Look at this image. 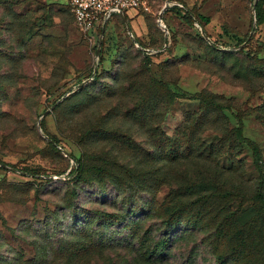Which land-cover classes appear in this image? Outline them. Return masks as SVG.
I'll return each mask as SVG.
<instances>
[{
	"label": "rangeland",
	"instance_id": "374dc122",
	"mask_svg": "<svg viewBox=\"0 0 264 264\" xmlns=\"http://www.w3.org/2000/svg\"><path fill=\"white\" fill-rule=\"evenodd\" d=\"M68 1L0 0V264H264V4L144 0L89 37Z\"/></svg>",
	"mask_w": 264,
	"mask_h": 264
},
{
	"label": "built area",
	"instance_id": "2783aa9c",
	"mask_svg": "<svg viewBox=\"0 0 264 264\" xmlns=\"http://www.w3.org/2000/svg\"><path fill=\"white\" fill-rule=\"evenodd\" d=\"M69 11L75 26L86 36H91L114 15H127L138 8H146L144 0H69ZM169 7L183 6L179 3L168 4ZM166 7V6H165ZM161 22V21H160ZM161 31L169 38V31L161 22ZM150 54H155L151 52Z\"/></svg>",
	"mask_w": 264,
	"mask_h": 264
},
{
	"label": "trees",
	"instance_id": "16d2710c",
	"mask_svg": "<svg viewBox=\"0 0 264 264\" xmlns=\"http://www.w3.org/2000/svg\"><path fill=\"white\" fill-rule=\"evenodd\" d=\"M180 4V3H179ZM264 4V0H259L257 3V7L255 8L256 10L260 9V6ZM182 5V4H181ZM183 6V5H182ZM168 11H172L174 14L178 15L180 17V19H182L183 21H185L186 23H192L191 19H190V15L189 13L186 11L185 7L183 6L182 8L178 7V6H172L168 9ZM113 18H121L119 15H114L113 17H111L110 20H108L105 24V26L103 27V29H99V36L103 34V32L105 31L106 25L113 19ZM260 24V21L258 22ZM169 31V30H168ZM163 36L164 33L162 32ZM165 37V36H164ZM169 38H170V33H169ZM144 59L147 60L148 62L150 61V57L155 56L154 54H150L151 51H144ZM199 100L202 102V104L206 107L207 110L209 111H219L222 112L224 110V107H222L221 105H219L217 102H215L213 100V98L211 97H206V96H202L201 98H199ZM234 138L238 139L239 141L244 140L242 137V130H241V122H238V127L235 129L234 131ZM55 144L57 145L56 147H60V149H63V147L55 141ZM55 150H57V148H54ZM213 149V147H210V150ZM252 152L254 154L255 160H254V164L256 165V170L257 173L259 175V187L261 190H259L255 197H254V202L257 203L260 207L264 208V171L260 165V159H259V152H258V148L256 147V145H252ZM71 156L74 158V156L71 154ZM76 160V159H75ZM76 173L78 176V178H80L82 174L86 173L87 171H85L82 163L80 161L77 160V168L72 172ZM37 177V176H36ZM199 185H193L190 187L191 188H201L203 187V184ZM183 209L179 208V210L175 213L174 215V220H172V222H179L180 217L182 215ZM102 241H104V237H101ZM167 240H165L162 244V246H165L167 244ZM155 254H160L159 250L157 249L155 251Z\"/></svg>",
	"mask_w": 264,
	"mask_h": 264
},
{
	"label": "water",
	"instance_id": "95a60500",
	"mask_svg": "<svg viewBox=\"0 0 264 264\" xmlns=\"http://www.w3.org/2000/svg\"><path fill=\"white\" fill-rule=\"evenodd\" d=\"M166 7H164L163 11L160 13V16L162 15V13L165 11ZM160 16H159V19H160ZM122 18L124 17L123 15L121 16ZM97 54H98V51H97ZM65 154L66 157H70L66 152H63Z\"/></svg>",
	"mask_w": 264,
	"mask_h": 264
}]
</instances>
